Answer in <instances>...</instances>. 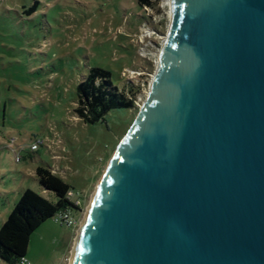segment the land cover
<instances>
[{"label":"water","instance_id":"water-1","mask_svg":"<svg viewBox=\"0 0 264 264\" xmlns=\"http://www.w3.org/2000/svg\"><path fill=\"white\" fill-rule=\"evenodd\" d=\"M169 12L69 264H264V0Z\"/></svg>","mask_w":264,"mask_h":264},{"label":"rangeland","instance_id":"rangeland-1","mask_svg":"<svg viewBox=\"0 0 264 264\" xmlns=\"http://www.w3.org/2000/svg\"><path fill=\"white\" fill-rule=\"evenodd\" d=\"M36 3L35 11L24 9ZM169 25V6L157 0L0 1V225L30 189L51 203L35 169L44 167L73 192L74 226L44 221L29 237V264H68L70 251L105 167L144 102ZM110 73L113 86L134 93L133 108L102 121L76 117V86L88 69ZM41 142L37 150L31 145ZM0 264H7L0 260Z\"/></svg>","mask_w":264,"mask_h":264},{"label":"trees","instance_id":"trees-1","mask_svg":"<svg viewBox=\"0 0 264 264\" xmlns=\"http://www.w3.org/2000/svg\"><path fill=\"white\" fill-rule=\"evenodd\" d=\"M157 0H137L140 7H152ZM36 3L23 13L30 15L35 11ZM113 86L110 73L101 68L88 69L85 79L76 86L77 106L74 113L86 124L102 121L111 111L133 108L134 93ZM35 177L42 190L52 192L55 203L46 200L40 194L23 189L4 222L0 225V260L7 264H15L25 257L29 237L44 221L59 211L78 210L79 208L65 199L70 186L56 176L52 170L44 167L35 169Z\"/></svg>","mask_w":264,"mask_h":264},{"label":"built area","instance_id":"built-area-1","mask_svg":"<svg viewBox=\"0 0 264 264\" xmlns=\"http://www.w3.org/2000/svg\"><path fill=\"white\" fill-rule=\"evenodd\" d=\"M2 1V0H0ZM41 145V142H35L34 144L31 145L30 149L32 151L37 150V147ZM72 197H73V192L71 190H68L66 195H65V199L72 202L74 204V206L76 207H80L79 202H73L72 201ZM54 220L56 222H59L61 224H65L66 226H74V219L72 218V216L70 215L69 211H59L58 213H56L53 216ZM15 264H29V262L27 261V259L25 257H21L19 259V261Z\"/></svg>","mask_w":264,"mask_h":264},{"label":"crops","instance_id":"crops-1","mask_svg":"<svg viewBox=\"0 0 264 264\" xmlns=\"http://www.w3.org/2000/svg\"><path fill=\"white\" fill-rule=\"evenodd\" d=\"M18 198H19V195H18ZM17 200H18V199H16L15 197H13V198L11 199V201H10V198H6V201H5L6 206H5L4 208H5V210H6L7 208H10V209H7V210H9L7 214H9L10 210L12 209L13 205L16 203Z\"/></svg>","mask_w":264,"mask_h":264},{"label":"bare ground","instance_id":"bare-ground-1","mask_svg":"<svg viewBox=\"0 0 264 264\" xmlns=\"http://www.w3.org/2000/svg\"><path fill=\"white\" fill-rule=\"evenodd\" d=\"M164 3L169 6L170 5V0H164ZM169 15H170V12H169ZM78 232H79V230L77 231V235H78ZM77 235H76V237L74 239V242H73V245H72V248H71V251H70V257H71V252H72V250L74 248V245H75V242H76ZM70 257L68 259V264L70 263Z\"/></svg>","mask_w":264,"mask_h":264}]
</instances>
